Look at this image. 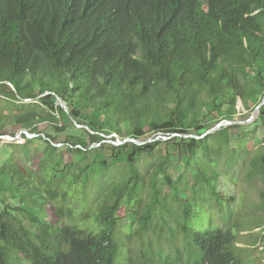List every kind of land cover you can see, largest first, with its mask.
<instances>
[{"label":"trees","instance_id":"obj_1","mask_svg":"<svg viewBox=\"0 0 264 264\" xmlns=\"http://www.w3.org/2000/svg\"><path fill=\"white\" fill-rule=\"evenodd\" d=\"M0 96L11 104L0 108V138L12 127L44 143L21 133L12 144L27 160L37 155L34 171L15 153L0 157V264H154L165 244L171 264L264 263V232L249 233L264 222L246 221L241 208L222 228L208 208L226 203L217 175L236 164L247 182H262L264 212V141L249 148L229 127L203 136L232 121L238 101L253 104L250 113L258 107L264 124V0H0ZM60 116L86 127L102 162L122 164L127 176L87 191L89 145L38 129L62 133ZM150 132L170 138H105ZM161 145L165 164L147 182L135 157ZM171 156L185 163L175 178ZM122 211L133 217L126 231ZM143 236L136 246L148 251L132 255L133 237Z\"/></svg>","mask_w":264,"mask_h":264},{"label":"rangeland","instance_id":"obj_2","mask_svg":"<svg viewBox=\"0 0 264 264\" xmlns=\"http://www.w3.org/2000/svg\"><path fill=\"white\" fill-rule=\"evenodd\" d=\"M30 101L28 99L25 100V103H29ZM264 102V101H263ZM38 105L41 106V108L46 109V106L44 104H41L39 101H35ZM62 103V108L65 112H67V107L64 102H62L60 99L57 100L56 104ZM18 104V102H17ZM262 104V103H261ZM260 104V105H261ZM250 110H247L241 102L238 101L236 107H235V113L232 115V121H220L218 124H216L220 127L216 128L217 131L221 127H229L230 128V134L232 135H239V137L245 138L246 144L249 148L255 147L260 145L264 141V124L259 118V111L258 107L250 113L251 108L253 107V104H249ZM0 108L3 110V112L8 111L7 109L11 108V104L8 99H5L3 96H0ZM6 110V111H5ZM55 115V114H54ZM61 119L56 120L57 126H60L61 124H64L66 126V129L59 133L55 130H53L47 123H42L38 126V129L40 132H47L54 137H57L59 142H62V139L72 140L73 136L83 140L88 146V149L90 151L87 159L93 160L91 165V169H89L88 172L93 170V173L89 174L88 177L91 179L87 182L86 187L87 191L94 192L96 191L100 186L105 187V183H111L114 181H117L120 178H125L127 176V171L123 167L122 164H116L112 163L111 161H108V164L103 163L102 161L107 158L103 157L100 153V151L97 149L98 144H91L88 135L84 130H87L86 127H83L76 123L75 120L71 119L70 116L62 117ZM72 121V122H71ZM241 126L240 129H234L232 126ZM213 127V128H214ZM211 128V129H213ZM232 128V129H231ZM125 126H121V130H124ZM23 129H19L15 131L12 127H6L5 135L2 136L0 139H4V142L0 143V157H5L7 153H15L16 158H20L25 164L27 168H29L31 171H34L36 169V157L37 155H33L31 160H27L24 155L20 152V150H15L14 147H12V144H21L17 143L19 140V134H21L19 131ZM15 132V138L9 139L7 137L8 134H14ZM211 132V133H212ZM23 133V132H22ZM30 134L28 133L26 135L27 138H33L36 139V137H28ZM159 135L153 134V133H147L144 137H142L140 140H134V143H140L137 145H143L144 143H151L152 138L155 137V139ZM176 136V135H175ZM111 137H114V140L111 139ZM187 137V136H185ZM106 143L112 144V145H120L126 141H132L131 138H126L120 140L119 137L116 134H110L105 137ZM158 140V139H157ZM16 141V142H14ZM38 146L39 149H42L44 146V143L36 139L34 140ZM119 141V142H118ZM57 148V153L62 152L63 160L65 163H69L73 160V156L71 153H69L67 150H64L65 145L62 143L55 144ZM235 145V144H234ZM164 146L161 145L158 148H155L146 156H139L137 155L135 157V163L138 168V171L143 175L145 181H149L150 178L153 175V172L155 168L159 166V164H165L163 162V148ZM18 149V148H17ZM83 161H79V164L81 165ZM185 163L182 159L171 156L169 158V163L165 165L167 172L175 178L176 175L179 173L178 168H184ZM224 174L217 175V191L220 192L222 198L226 201L224 206L220 208L217 205H214L213 201H210L209 209L211 213L214 216V222L222 227L226 228L230 225L231 221L234 217H236V214L243 208V216L245 217L246 221L250 222L251 218L254 219L258 218L259 222H264V212L257 209V207L260 204L259 199V189L262 187V182L258 179L253 180L251 183L247 182L244 179V175L241 173L239 167L234 164V166L231 167V169H228V167H224L223 169ZM160 176L158 179H160ZM164 192H169V187L164 188ZM93 193L92 195H94ZM188 194L181 193L180 198L186 199ZM47 211L49 214V219L52 220L51 217V208L48 206ZM121 215L124 216V219L120 221L121 228H124L126 231L127 224L131 223L133 220V217H130L129 214H126L125 211L121 212ZM248 215V216H247ZM194 225V224H193ZM134 230L137 228V224L133 225ZM254 232H264V227L258 228L254 231H250L249 233ZM248 232H244L243 234H246ZM145 242V237L143 236L141 239H138L136 237H133L132 242L129 244L131 245V254L134 256H137L136 252L139 254L146 253L148 251L147 245L144 246H136L137 244H141ZM180 248L183 250V244H181V241H177ZM245 246V245H240ZM161 252H159V259H154V264H171V260L174 258V252H171L169 249V246L165 244L163 248H160ZM254 250H261L263 247L260 246L258 243L254 248ZM165 256H169V259H165ZM144 258L140 257V260L142 261ZM264 264V263H262Z\"/></svg>","mask_w":264,"mask_h":264},{"label":"built area","instance_id":"obj_3","mask_svg":"<svg viewBox=\"0 0 264 264\" xmlns=\"http://www.w3.org/2000/svg\"><path fill=\"white\" fill-rule=\"evenodd\" d=\"M23 132V134H25V135H27L28 133L26 132V131H22ZM21 132V133H22ZM36 135L35 134H30V136H28V137H35ZM172 136H175V134H172ZM7 137H9V139H12L13 137H11L10 135H7ZM170 137H166V136H162V135H159L156 139H162V140H167V139H169ZM130 140H132L131 142H134V140L133 139H130ZM119 142V141H118Z\"/></svg>","mask_w":264,"mask_h":264},{"label":"water","instance_id":"obj_4","mask_svg":"<svg viewBox=\"0 0 264 264\" xmlns=\"http://www.w3.org/2000/svg\"><path fill=\"white\" fill-rule=\"evenodd\" d=\"M60 106L62 107V103H60ZM219 127H220V125H219V126L217 125V126L214 127L213 129H210L208 132H206L203 136H205V135L211 133L213 130H216V128H219ZM135 144H140V143H135Z\"/></svg>","mask_w":264,"mask_h":264}]
</instances>
